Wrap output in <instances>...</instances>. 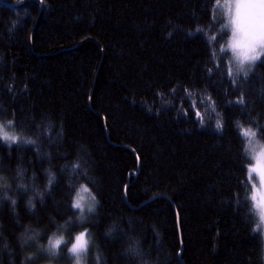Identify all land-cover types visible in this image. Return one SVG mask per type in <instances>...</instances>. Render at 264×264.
<instances>
[{
  "label": "trees",
  "instance_id": "16d2710c",
  "mask_svg": "<svg viewBox=\"0 0 264 264\" xmlns=\"http://www.w3.org/2000/svg\"><path fill=\"white\" fill-rule=\"evenodd\" d=\"M222 1L0 0V119L51 152L0 143V175L13 185L0 192L19 197L15 214L0 201V244L16 249L0 264H21L25 223L50 231L51 217L73 215L62 166L74 159L94 177L100 204L84 227L104 264H264L234 126L264 136V58L247 76L228 74ZM49 164L58 181L30 213L15 170L43 187ZM136 241L138 257L125 251ZM56 264H71L63 250Z\"/></svg>",
  "mask_w": 264,
  "mask_h": 264
},
{
  "label": "clouds",
  "instance_id": "9594fccd",
  "mask_svg": "<svg viewBox=\"0 0 264 264\" xmlns=\"http://www.w3.org/2000/svg\"><path fill=\"white\" fill-rule=\"evenodd\" d=\"M262 17H264V12H262ZM259 35L261 40L248 60L233 53L227 42L222 45V50L229 53V60L232 63V68L228 71L229 75L235 76L238 73H244L247 76L255 64L264 58V29L260 30ZM218 123L221 124L217 120L215 127L220 129ZM14 124L13 119H0V143H6L8 146L21 144L33 146L39 157L51 159L50 151H40L36 137L26 135L23 131L15 128ZM234 126L242 133V155L245 158L246 177L251 181L243 197L247 201L245 219L251 225V234L259 235L261 259L264 260V136L261 135L260 128L245 123L241 119H236ZM45 131L51 134L52 129L49 127ZM62 169H68L67 175L70 177L66 183L72 189L69 206L73 215L67 216L62 221L51 217L53 227L50 231L44 226L31 222L25 223L23 228L16 233L21 264H35L41 257H43L41 264H56L61 257L62 250L71 264H90L89 250L90 248L95 249L94 233L84 225L88 224L97 214L100 204L99 197L90 183L94 177L90 174L89 167L85 166L81 159H74L70 164H64ZM42 171L46 177L43 187L35 182L37 177L34 173L31 177H26L24 167L17 166L15 170L18 183L14 186L28 193L25 207L30 213L35 210L36 201L43 202L46 194L51 193L52 186L58 181L57 171L52 165H47ZM11 187H13L11 181H5L4 176L0 175V189H10ZM4 200L10 202V207L15 214L19 201L18 195L3 190L0 192V201ZM112 231L109 228L105 234L111 235ZM138 245L139 241H136L129 245L125 251L138 257L140 255ZM5 252L9 253L10 258L14 257L16 252V249L11 248L8 240L0 244V254ZM91 259L95 261V264H104V256L99 249L94 250Z\"/></svg>",
  "mask_w": 264,
  "mask_h": 264
},
{
  "label": "snow or ice",
  "instance_id": "6c2138e0",
  "mask_svg": "<svg viewBox=\"0 0 264 264\" xmlns=\"http://www.w3.org/2000/svg\"><path fill=\"white\" fill-rule=\"evenodd\" d=\"M224 7L228 16L226 27L231 29L228 47L248 60L261 40L260 30L264 29V0H224ZM218 128H222V124L218 123Z\"/></svg>",
  "mask_w": 264,
  "mask_h": 264
},
{
  "label": "rangeland",
  "instance_id": "374dc122",
  "mask_svg": "<svg viewBox=\"0 0 264 264\" xmlns=\"http://www.w3.org/2000/svg\"><path fill=\"white\" fill-rule=\"evenodd\" d=\"M222 9H223V11H224V14L226 15V17H227V22H228V16H227V11H226V8L224 7V0L222 1ZM230 39H231V37H230ZM238 74H244V73H238ZM91 249V248H90ZM89 253H90V250H89Z\"/></svg>",
  "mask_w": 264,
  "mask_h": 264
}]
</instances>
